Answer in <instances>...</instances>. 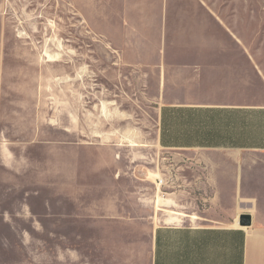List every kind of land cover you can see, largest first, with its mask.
<instances>
[{
	"label": "crops",
	"instance_id": "0c3cea01",
	"mask_svg": "<svg viewBox=\"0 0 264 264\" xmlns=\"http://www.w3.org/2000/svg\"><path fill=\"white\" fill-rule=\"evenodd\" d=\"M69 1L119 64L156 87V145L181 157L179 170L189 167L188 189L178 185L169 193L175 205L156 209L146 180L122 168L120 144L80 140L84 128L68 124L61 172L47 168L45 189H33L31 175L15 184L23 202L0 206V229L28 224L61 231L63 241L64 231H93L92 256L61 245L68 264H264V62L254 33L231 22L241 16L223 0ZM74 102L64 117L75 115ZM12 164L27 173V160ZM186 194L200 199L203 220L156 221L185 210Z\"/></svg>",
	"mask_w": 264,
	"mask_h": 264
},
{
	"label": "rangeland",
	"instance_id": "374dc122",
	"mask_svg": "<svg viewBox=\"0 0 264 264\" xmlns=\"http://www.w3.org/2000/svg\"><path fill=\"white\" fill-rule=\"evenodd\" d=\"M223 1L225 12L242 17L231 22L254 33L264 62V0ZM116 57L108 43L82 22L69 0H0L1 207L10 211L23 202L15 184L27 175L31 187L39 190L45 189L48 167L54 174L61 172L62 141L72 138L63 134L62 127L68 124L84 128L82 134H74L80 140L112 137L120 144L124 151L119 156L125 158L122 168L146 180L143 191L150 194L156 209L175 205L169 193L179 190L178 185L188 189L183 177L189 178V167L179 170L181 157L156 145V87L148 86L141 71L123 67ZM69 99L71 106L75 100L76 111L68 119L63 112ZM17 157L23 163L27 160L24 175L12 164ZM158 179L170 184L161 187ZM197 204L201 206L200 199L186 194L181 201L185 210L167 211L156 221L168 222L177 213L184 223L199 222L203 215ZM92 232L64 231L68 241H63L61 231L50 236L28 224L21 231L3 227L0 264H68L61 262L62 244L82 257L92 256ZM69 264L87 263L71 258Z\"/></svg>",
	"mask_w": 264,
	"mask_h": 264
},
{
	"label": "bare ground",
	"instance_id": "6f19581e",
	"mask_svg": "<svg viewBox=\"0 0 264 264\" xmlns=\"http://www.w3.org/2000/svg\"><path fill=\"white\" fill-rule=\"evenodd\" d=\"M183 219L182 214L173 213L172 216L169 217V221H180Z\"/></svg>",
	"mask_w": 264,
	"mask_h": 264
},
{
	"label": "water",
	"instance_id": "95a60500",
	"mask_svg": "<svg viewBox=\"0 0 264 264\" xmlns=\"http://www.w3.org/2000/svg\"><path fill=\"white\" fill-rule=\"evenodd\" d=\"M250 223H251V217H249V216H244V217L241 219V224H242L243 226H248V225H250Z\"/></svg>",
	"mask_w": 264,
	"mask_h": 264
},
{
	"label": "built area",
	"instance_id": "2783aa9c",
	"mask_svg": "<svg viewBox=\"0 0 264 264\" xmlns=\"http://www.w3.org/2000/svg\"><path fill=\"white\" fill-rule=\"evenodd\" d=\"M158 184L161 185V187H164V186H167L169 185L170 183H166L165 180H162V179H158Z\"/></svg>",
	"mask_w": 264,
	"mask_h": 264
}]
</instances>
